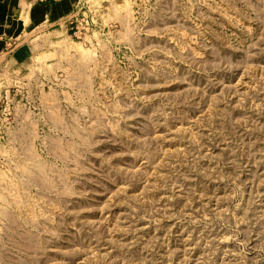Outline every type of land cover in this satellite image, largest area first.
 <instances>
[{
    "label": "rangeland",
    "instance_id": "obj_1",
    "mask_svg": "<svg viewBox=\"0 0 264 264\" xmlns=\"http://www.w3.org/2000/svg\"><path fill=\"white\" fill-rule=\"evenodd\" d=\"M83 18L0 75V264H264V0Z\"/></svg>",
    "mask_w": 264,
    "mask_h": 264
},
{
    "label": "crops",
    "instance_id": "obj_2",
    "mask_svg": "<svg viewBox=\"0 0 264 264\" xmlns=\"http://www.w3.org/2000/svg\"><path fill=\"white\" fill-rule=\"evenodd\" d=\"M77 8L78 17L84 15V0H0V75L10 61L17 65L31 52L32 30L61 34Z\"/></svg>",
    "mask_w": 264,
    "mask_h": 264
},
{
    "label": "built area",
    "instance_id": "obj_3",
    "mask_svg": "<svg viewBox=\"0 0 264 264\" xmlns=\"http://www.w3.org/2000/svg\"><path fill=\"white\" fill-rule=\"evenodd\" d=\"M79 12V8H77L74 13L71 15L69 22L74 23V27L76 30H78V25L81 24V22L84 20L83 15H81L80 17H78V13ZM74 31V33H76L77 31Z\"/></svg>",
    "mask_w": 264,
    "mask_h": 264
}]
</instances>
